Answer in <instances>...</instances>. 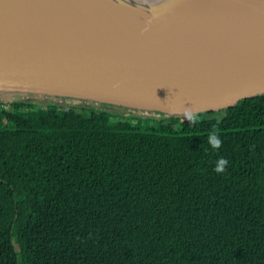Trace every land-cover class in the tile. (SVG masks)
Wrapping results in <instances>:
<instances>
[{"label":"trees","instance_id":"16d2710c","mask_svg":"<svg viewBox=\"0 0 264 264\" xmlns=\"http://www.w3.org/2000/svg\"><path fill=\"white\" fill-rule=\"evenodd\" d=\"M193 119L0 107V264H264V94Z\"/></svg>","mask_w":264,"mask_h":264},{"label":"water","instance_id":"95a60500","mask_svg":"<svg viewBox=\"0 0 264 264\" xmlns=\"http://www.w3.org/2000/svg\"><path fill=\"white\" fill-rule=\"evenodd\" d=\"M264 94V0H0V102L164 119Z\"/></svg>","mask_w":264,"mask_h":264},{"label":"clouds","instance_id":"9594fccd","mask_svg":"<svg viewBox=\"0 0 264 264\" xmlns=\"http://www.w3.org/2000/svg\"><path fill=\"white\" fill-rule=\"evenodd\" d=\"M185 115L187 117V119L194 123V119H193V114L192 111L190 109H186L185 110ZM208 141L209 144L211 145L212 148L219 150L220 147L222 146L223 141L220 139L219 134L215 131H213L209 137H208ZM228 161L226 159H224L223 157H221L218 161H217V166L215 168V171L217 173H222L225 171L226 166H227Z\"/></svg>","mask_w":264,"mask_h":264},{"label":"built area","instance_id":"2783aa9c","mask_svg":"<svg viewBox=\"0 0 264 264\" xmlns=\"http://www.w3.org/2000/svg\"><path fill=\"white\" fill-rule=\"evenodd\" d=\"M10 105H11V102H3V101H1L0 102V107L2 108V107H10Z\"/></svg>","mask_w":264,"mask_h":264},{"label":"rangeland","instance_id":"374dc122","mask_svg":"<svg viewBox=\"0 0 264 264\" xmlns=\"http://www.w3.org/2000/svg\"><path fill=\"white\" fill-rule=\"evenodd\" d=\"M44 103H47V102H44ZM128 114V113H127Z\"/></svg>","mask_w":264,"mask_h":264}]
</instances>
